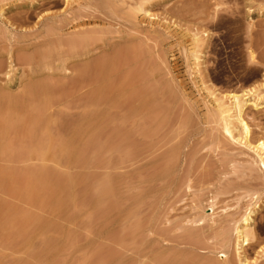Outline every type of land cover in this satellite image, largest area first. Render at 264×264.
Here are the masks:
<instances>
[{"label": "rangeland", "instance_id": "1", "mask_svg": "<svg viewBox=\"0 0 264 264\" xmlns=\"http://www.w3.org/2000/svg\"><path fill=\"white\" fill-rule=\"evenodd\" d=\"M144 4L0 0V60L12 55L17 69L0 90L54 87L44 107L80 119L58 129L70 134L76 174L116 179L115 209L89 213L118 225L90 228L116 252L90 264H240L237 229L258 202L244 251L264 264V166L225 132L213 101L254 88L264 97V0H155L152 19ZM132 37L144 62H102L112 53L105 43ZM85 70L106 75L87 79ZM8 115L0 110V120ZM245 115L250 140L264 139V106L250 103Z\"/></svg>", "mask_w": 264, "mask_h": 264}, {"label": "crops", "instance_id": "2", "mask_svg": "<svg viewBox=\"0 0 264 264\" xmlns=\"http://www.w3.org/2000/svg\"><path fill=\"white\" fill-rule=\"evenodd\" d=\"M34 85L12 96L9 136L1 131L0 212L9 214L4 222L0 215V264H90L116 252L115 240L93 237L90 228L118 225L89 214L115 209L116 179L76 174L70 134L58 129L80 119L73 109L44 107Z\"/></svg>", "mask_w": 264, "mask_h": 264}, {"label": "bare ground", "instance_id": "3", "mask_svg": "<svg viewBox=\"0 0 264 264\" xmlns=\"http://www.w3.org/2000/svg\"><path fill=\"white\" fill-rule=\"evenodd\" d=\"M75 2V0H66L67 5H71ZM145 8L141 7V10L144 11L145 17L152 19L154 15L151 12V8L155 5V0H146ZM136 37H132L129 39H124L122 42H114L113 44H106L109 49H111L112 53L109 58L102 60V62H126V63H139L144 62V59H141L134 55L137 51L136 46L133 44ZM194 46H193V55L196 60L197 66L201 60L200 52L201 50V38L193 36ZM96 46L94 49H90L87 52L85 51L80 56H88L93 52V50L97 49ZM66 60V59H65ZM66 62V61H65ZM7 69V70H6ZM17 71L16 62L12 55L9 57H4L0 60V78L5 76L10 82L13 79V75ZM99 75H96L98 74ZM103 75H106L104 71L102 72H93L90 70L83 71V77L87 79L98 80ZM264 86V83L262 84ZM39 87V86H38ZM35 85H28L24 87L23 92L34 91ZM41 91L44 94L54 93L55 88L50 86L48 83H43L40 87ZM105 91V89H103ZM98 92V91H97ZM102 93V90H100ZM9 90H0V110H4L7 112V115L12 112L13 109L17 106L15 102L12 100V96L15 94H10ZM249 97L247 99L246 97ZM252 98H255L253 101ZM213 101L216 105L218 113L220 114L223 127L225 132L228 135H231L234 138H238L239 141L244 142L246 146L250 149L254 150L258 156L261 158L262 165L264 166V139L260 140H250L251 129L246 121L245 109L246 107L252 103L256 108L264 106V97H259L257 94L256 88L252 89L251 92H230L228 94H224L223 96H218L213 94ZM9 116V115H8ZM2 129V130H1ZM4 138L9 136L10 132V118H5L4 121L0 120V137L2 135L1 131H3ZM261 202L255 204V206L249 211V213L244 217L243 222L244 226L239 227L237 229V254L240 260V264H250L249 260L245 255V247L249 245V231L250 224L254 220V216L261 208ZM226 253H223L220 258H226Z\"/></svg>", "mask_w": 264, "mask_h": 264}]
</instances>
